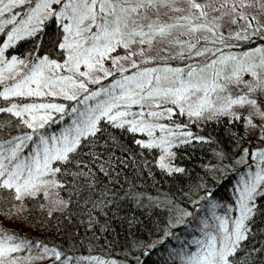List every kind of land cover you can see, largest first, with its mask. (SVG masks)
<instances>
[{
  "label": "snow or ice",
  "instance_id": "6c2138e0",
  "mask_svg": "<svg viewBox=\"0 0 264 264\" xmlns=\"http://www.w3.org/2000/svg\"><path fill=\"white\" fill-rule=\"evenodd\" d=\"M185 2L188 9L176 7L178 0H160V6L170 12L186 13L170 16L171 22L165 23L159 19L148 21V9L158 12L157 0H0V133L10 137L0 139V192L7 191L14 200L22 202L26 197L48 195L63 187L55 179L61 173L59 165L68 162L70 154L77 153L82 144L93 149L87 154L91 167L81 164L78 173L90 181L87 187L96 186V171L117 184L112 178L120 175L119 166H127L130 150L111 135L100 143L97 133L102 136L108 127L146 134L147 139H136L134 135L133 143L144 149H158L162 153L158 166L168 173L184 172L171 163L174 144L204 142V137L193 134L190 125H195L205 112L209 113V121L221 115L235 122L244 121L242 127L247 131V126L252 125L251 116L237 114L232 108L256 105L249 94L264 87V46L239 55L226 53L225 49L234 47L233 39L264 38V24L245 12L253 7V0H218V7L211 8L221 18L231 17L233 24L244 21L239 31L230 32L227 37L218 33L219 25L208 20L209 5L197 0ZM254 3L264 9V0ZM49 21L58 28L53 51L37 55ZM173 31L190 37L198 32L210 33L211 38L203 35L196 43L176 37L168 40L186 48L187 56L181 53V58L194 59L195 63H185L184 67L146 66L167 58L149 56L143 46L151 47L157 37L167 39ZM29 40L34 44L30 51L23 56L14 54L21 42ZM201 40L214 46L198 47ZM136 44L141 47L133 52ZM118 50H127L128 55H113ZM137 55L142 62H137ZM106 61L114 68L106 67ZM245 74L253 77L255 86L253 81L243 80ZM229 84L238 88L243 84L248 91L233 98L227 93ZM27 98L33 102H24ZM43 98H62L69 103L35 102ZM257 112L264 118V112ZM181 117L189 122L181 123ZM61 124L65 126L60 127ZM9 125L11 132L17 134L9 132ZM53 126L59 131H52ZM257 139L264 141V131ZM236 163L244 164L246 170L236 173L239 179L233 186V204L221 205L213 191L205 188L198 200H191L193 209L203 201V215L197 217L194 210L166 200L164 206L170 215L165 237L175 235L172 228L199 225V235L192 239L196 250L185 253L184 264H264V246L249 248L244 243L252 235L254 218L264 209V203H260L264 202V150L253 154L244 148ZM101 187V199L92 201L93 209L121 198L115 189ZM123 198L138 204L147 199L149 206H158L156 199L134 189L124 192ZM54 203L66 206L63 200ZM232 212L237 214L232 216ZM185 218L191 220L185 224ZM93 220L89 212L90 225ZM17 239L15 233L9 234L0 227V264H20L14 254L33 247L41 250L35 259L54 257L53 264H66L71 259L55 247L26 240L16 242ZM148 247H155V243ZM94 264L116 261L95 258Z\"/></svg>",
  "mask_w": 264,
  "mask_h": 264
},
{
  "label": "trees",
  "instance_id": "16d2710c",
  "mask_svg": "<svg viewBox=\"0 0 264 264\" xmlns=\"http://www.w3.org/2000/svg\"><path fill=\"white\" fill-rule=\"evenodd\" d=\"M57 34L56 23L49 21L36 54L42 56L52 52ZM263 42L264 38L256 37L246 40L238 48L250 50ZM33 47L31 40L21 42L14 54L23 56ZM199 59L203 61L204 58ZM24 102H33V99L27 98ZM35 102L69 103L62 98H43ZM179 120L188 123L183 117ZM242 124L244 121L235 122L231 117L221 115L216 120L205 119L190 125L193 134L204 137V142L197 140L191 144L174 145L172 164L183 168L182 173H168L160 169L158 157L161 152L158 149H144L133 143L134 135L136 139H145V135L108 127L102 136L97 133V137L101 138L100 143L111 135L122 147L130 150L128 155L131 159L127 166H119L117 171L120 175L112 178L118 181L117 184L111 183L94 169L96 186L91 189L87 187L90 181L78 173L81 164L91 167L87 154L93 149L82 144L77 153L70 154L68 162L59 165L61 173L55 179L63 187L53 189L48 195L38 193L35 197H26L22 202L14 200L7 191L0 192V227L9 234L15 233L18 238L16 242L26 240L57 248L62 255L71 258L66 264L94 263L95 258L114 260L116 264H183L175 245L178 238L188 234L193 226L172 228L170 231L175 235L165 237L164 229L170 214L164 204L166 200L174 201L180 207L194 210L200 217L203 215L200 212L203 201L195 209L190 205L191 200H198L204 194L205 188L213 191L214 198L224 205L234 202L233 186L239 179L236 173L246 170L244 164H237L236 161L242 155L243 148L255 147V142H249L248 129L245 131ZM8 130L11 132L10 125ZM51 130L58 132L59 128L53 126ZM8 138L0 133V139ZM94 150L101 151L99 148ZM120 154L117 152V155ZM83 170L86 172L87 168ZM101 185L115 189L121 198L110 205L93 209L92 201L101 199ZM133 189L156 199L158 206H149L147 199L139 204L136 200L124 199L123 193ZM57 199L65 201L66 206L54 203ZM21 208L23 210H19ZM89 212L94 218L91 225ZM190 220L187 218L185 224ZM251 228L252 235L244 243L249 248L253 245L264 246V209L256 215ZM161 240L163 243H160ZM153 243L155 247L149 248L148 245ZM40 251L37 247L24 248L14 255L19 257L20 264H53L54 257L35 259Z\"/></svg>",
  "mask_w": 264,
  "mask_h": 264
},
{
  "label": "rangeland",
  "instance_id": "374dc122",
  "mask_svg": "<svg viewBox=\"0 0 264 264\" xmlns=\"http://www.w3.org/2000/svg\"><path fill=\"white\" fill-rule=\"evenodd\" d=\"M197 2L201 3V4L209 5V8L207 9L209 12L208 20L210 22H214L215 24L219 25L218 33H223V35L227 37L230 32L234 33L236 31H239L243 27L244 21H239L238 23L233 24L231 22V17L224 16L221 18L219 13L213 12L211 10V8H213V7H218V0H197ZM176 7L188 9L189 5L185 2V0H178ZM157 9H158V12L154 11L153 9H148V11H147L148 21H156L157 19H159L160 22L169 23L171 21L168 19V17L186 14V13L170 12L168 10V8L160 6V1L158 2ZM245 12L249 13L250 16H255L262 24H264V9H261L258 5H255L254 0H253V7L245 9ZM165 13H167L168 16H165ZM148 21H146V23ZM253 23H255V22H253ZM203 35H209V37L211 38L210 33L198 32V33H195L193 36L190 37V36L183 35V34L176 32V31H173L172 36H170L164 40H161L159 37H157L153 41L151 47H149L148 45H144L143 47L145 48L147 55L152 56V57H166L167 59L166 60H159L158 64L157 63H150L146 66H148V67H154V66L184 67L185 63H189V64L195 63L196 60H194V59H192V61H190L189 59H182L181 58V53H183L185 55V57L187 56L186 48H181L179 45H176V44H170L168 42V40L172 39L173 37H176L182 41L190 40L192 43H196V39L203 36ZM256 37H260V36H256ZM256 37H253V38H256ZM245 41L246 40H240V41H236L234 39L231 40V43L234 45L235 49L226 48L225 52L227 53L230 51L234 54L239 55L244 51H251L252 49H250V50H239L238 47L241 46L242 43ZM235 45H238V46H235ZM213 46L214 45H212L210 43L205 44L203 40H201L200 44L198 45V47H201V48L213 47ZM261 46H264V42L262 44L258 45L257 47H261ZM140 47L141 46L139 44H136V45L132 46L131 50L133 52H138ZM113 55L126 56V55H128V51L127 50H118V52L113 53ZM135 59L137 60L138 63L142 62V58L139 55H137L135 57ZM105 66L108 68H114V66L107 61L105 62ZM125 67H127V64H125ZM261 78L264 79V72L261 73ZM108 79L111 80L112 78L109 77ZM243 80L246 82L253 81V77L250 74H245L243 76ZM253 86H255L254 81H253ZM226 87H227V93H230L233 98H235L237 95L241 94L242 92L248 91V89L245 88L243 86V84H241L239 86V88L235 85H232V84H229ZM227 93H221L220 95L223 96V95H226ZM213 99L215 100V96L213 97ZM249 99L255 100L256 105L255 106H253V105L233 106L232 111L237 113V114H240V115L251 116L252 125H255V127H253L252 125L247 126L248 135H249L248 140H249V142L250 141L255 142V147L252 148L250 146H246L245 148H248L249 151L254 154L257 150H264V141H260L257 139V137L261 135V132L264 131V128L261 127L262 125H264V118H260V116L258 115V112H257V109H259L260 112H264V87L257 88L256 91L250 93ZM217 103H219V102H217ZM208 115H209V113L205 112L204 117L200 118V120H198L197 123H201L202 121L207 119ZM185 120L187 122H189L187 118H185ZM165 122H167V121H165ZM143 135L146 136V134H143ZM157 135H160V134L157 133ZM145 139H147V137ZM173 147L171 148L172 153H173V151H172ZM252 162L253 163L255 162L254 155L252 158ZM171 163H172V161H171ZM218 203H220L221 205H224L221 202H218ZM231 204H233V202L229 203L228 205H231ZM220 212H221V209L218 208L217 214H220ZM236 214L237 213H235V212L230 213V215H232V216H235ZM186 219L187 218H185V221H186ZM185 221L183 223H185ZM188 232H189L188 234H184L183 236L179 237L178 238V244L175 245V250L179 253V258L182 260L183 264L185 261V253L196 250V246L192 244V239L194 236L199 235V225L197 224V225L193 226L192 228H189ZM185 241L187 242V245H185ZM182 248L184 249V251H181ZM82 264H94V263H82ZM121 264H124V263H121Z\"/></svg>",
  "mask_w": 264,
  "mask_h": 264
}]
</instances>
